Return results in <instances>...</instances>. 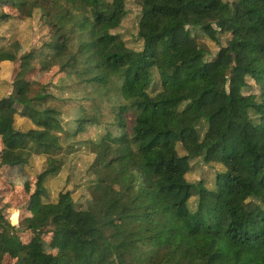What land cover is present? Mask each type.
<instances>
[{"label":"trees","instance_id":"obj_1","mask_svg":"<svg viewBox=\"0 0 264 264\" xmlns=\"http://www.w3.org/2000/svg\"><path fill=\"white\" fill-rule=\"evenodd\" d=\"M133 2L139 8L140 51L116 31L127 10L114 0H0L20 17L39 14L51 33L48 59L79 94L71 134L53 107L34 108L43 126L20 132L15 114L21 103L22 114L32 108L31 100L22 101L31 72L19 70L11 77L14 91L0 97V142L31 143L39 154L41 134H52L61 146L63 138L87 126L103 127L95 142L105 141L88 167L98 184L96 199L75 214V226L63 221L71 203L58 208L59 198L43 204V211H52L51 221L62 223L55 228L62 231L56 251H47L34 234L45 219L26 214L19 226L0 227V264H139L138 255L146 253L148 264H264V0ZM11 16L3 13L0 19ZM221 28L240 38L205 59L210 50L198 40L199 31L219 43ZM148 51H155L156 60L142 68L140 55ZM15 59L0 47V65ZM195 60L203 61L200 68L187 71L185 65ZM229 72L239 86H227ZM246 88L254 91L243 92ZM39 94L36 99H42ZM85 101L111 106L112 122L98 121ZM193 157L220 167L210 183L187 178ZM47 161L25 207L46 193L45 175L57 166L54 157ZM26 163L20 157L0 159V166ZM96 238L104 249L92 257L88 249L92 253Z\"/></svg>","mask_w":264,"mask_h":264},{"label":"rangeland","instance_id":"obj_2","mask_svg":"<svg viewBox=\"0 0 264 264\" xmlns=\"http://www.w3.org/2000/svg\"><path fill=\"white\" fill-rule=\"evenodd\" d=\"M114 1L117 5L122 4L127 10L122 25L116 31L123 34V38L129 47L140 51L141 41L136 35L139 18L138 6L133 0ZM218 1L220 0H211L212 4H216ZM13 7L12 5L0 3V14L12 13L11 17L0 19V47L12 55L14 54L16 58L13 62H2L0 65V97L14 91L11 77L12 80L15 79L19 70L24 68L25 72L23 71L22 75H26V72L30 71L31 73L28 72L26 77L31 78V84L27 87L28 90L22 101L31 100L30 107L32 110L26 109L24 111L30 116L25 113L22 114L24 104H20L18 112L15 114V128L20 132H25L31 128H41L43 125L36 119L38 115L35 114L34 108L37 111H41L42 109L53 107L61 111L63 124L68 121V126H64L66 130H70L68 134H71L74 130L73 118L78 107L79 101L77 98L79 94L68 87L67 84L70 83V79L63 74H57V65L52 64L48 59L50 53L45 44L51 37L50 29L41 22L37 12H34L30 17H20L19 12ZM214 22L212 21L213 27H215ZM199 34L198 40L210 50V55L205 57V59L213 58L220 46L240 38L236 32L226 28H221L218 33L219 43L211 41L200 31ZM140 57L143 58L139 62L140 66L146 68L149 66L148 62L153 63L156 60V53L155 51H148L147 53H142ZM202 63V60H195L187 63L185 68L187 71H195L200 68ZM13 68L14 72L11 75ZM152 71L155 78L156 73L153 69ZM228 78V87L239 86L238 81L230 72L228 73ZM248 81L252 84L251 80ZM250 91L254 90L249 88L243 90L246 93ZM39 93L44 94L41 96L42 99H36V95H41ZM84 108L87 112L96 116L98 121L103 122L102 124L112 122L113 110L111 106L104 105L100 107L85 101ZM109 130L113 131L114 129L111 127ZM204 131L205 126L202 123L199 126L201 136ZM102 132L103 127L87 126L85 132L70 136V138H63L61 146L52 134H41L37 137L42 150L39 154H35L32 151L31 143L21 144L16 142L13 145L4 146L0 142V159H15L19 157L27 159L25 165H17V167L0 166V218L3 220L0 221V227L3 228L8 225L19 226L20 220L26 214H36L41 217V220L45 219L44 222L46 224L42 226L40 232H34V234L41 239L47 251L55 252L59 237L62 235V231H57L55 228L62 223L51 221L52 211L49 209L43 211L42 208L45 204H55L59 198L63 202L58 208L67 205L66 203H71L73 209L69 208L68 211L67 208L68 213L63 218V221L64 224L72 226L76 224L75 214L79 215L81 210L89 209V203L96 199L95 190L98 184L96 185L95 175L89 171L88 167L93 159V153H103L105 150V141L95 142L98 135ZM182 153L184 154L183 151ZM47 156L54 157L57 166L55 170L45 175L44 186L46 193L41 199L38 198L39 201L35 206L25 207L28 197H32L34 191L35 176L48 167ZM190 165L191 171L187 174V178L191 181L203 179L207 183L213 180L215 171L220 168L218 165L213 167L207 165L201 157L190 159ZM33 210L34 212H32ZM14 214L16 219L12 218ZM30 233H25L23 239L27 240L31 235ZM105 233L109 234V232ZM94 241L95 244L93 245ZM91 244L93 246L92 253L91 249L88 250L92 257H96L104 249L103 244L100 238L92 240ZM124 247L119 246L118 248H123L122 251H124ZM118 248H114L112 250L113 253H116ZM149 256V253L138 255L139 264H148ZM104 257L106 258V255ZM107 258L110 259V256H107ZM111 260H114L113 256H111Z\"/></svg>","mask_w":264,"mask_h":264}]
</instances>
